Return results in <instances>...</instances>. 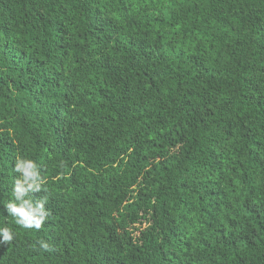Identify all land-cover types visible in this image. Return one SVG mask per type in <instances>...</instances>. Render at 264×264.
Wrapping results in <instances>:
<instances>
[{"label":"trees","instance_id":"16d2710c","mask_svg":"<svg viewBox=\"0 0 264 264\" xmlns=\"http://www.w3.org/2000/svg\"><path fill=\"white\" fill-rule=\"evenodd\" d=\"M4 227L0 264H264V0H0Z\"/></svg>","mask_w":264,"mask_h":264},{"label":"clouds","instance_id":"9594fccd","mask_svg":"<svg viewBox=\"0 0 264 264\" xmlns=\"http://www.w3.org/2000/svg\"><path fill=\"white\" fill-rule=\"evenodd\" d=\"M14 171L17 173L13 183L14 199L6 204L7 212L15 219L17 225L25 229L39 231L49 216L52 215L51 211L45 207L49 201L47 180L41 175L37 162L30 158L17 156ZM41 191L45 192L46 195L34 201L30 193ZM0 234H2L0 243L11 244L15 238L12 230L8 227L0 228ZM38 244L42 249L50 250L48 242L39 240Z\"/></svg>","mask_w":264,"mask_h":264}]
</instances>
